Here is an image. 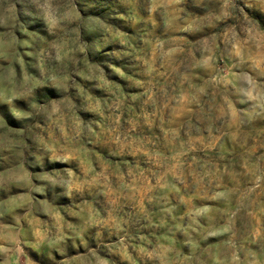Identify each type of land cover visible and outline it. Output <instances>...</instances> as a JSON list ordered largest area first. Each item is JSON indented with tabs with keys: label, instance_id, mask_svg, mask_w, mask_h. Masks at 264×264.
Instances as JSON below:
<instances>
[{
	"label": "clouds",
	"instance_id": "clouds-1",
	"mask_svg": "<svg viewBox=\"0 0 264 264\" xmlns=\"http://www.w3.org/2000/svg\"><path fill=\"white\" fill-rule=\"evenodd\" d=\"M212 2V8L196 16L186 11L188 0H143V8L149 19L159 17L167 34L162 41L166 52L160 56L168 69L165 75L182 79L194 72L203 77V95L215 94L208 109L215 114L214 130L241 148L237 161L241 171H229V178L239 184L243 176L247 182L243 191L225 187L214 193L212 198L226 205L218 211L219 221L208 206L187 212L189 226L170 228L165 242L157 240L147 254L151 264H264V238H257L250 227L237 225L242 212L252 215L248 203L264 187V154L252 151L246 138L242 140L245 129L264 124V23L257 18L264 16V0ZM124 3L119 0V6ZM92 7L86 0H0V106L7 107L8 116L18 125L11 127L0 116V194L5 197L0 199V264H39L25 251L20 220L33 211L49 212L50 201H75L86 195L87 181L77 175L83 162L68 148L42 152L43 142L33 130L75 117L69 139L79 141L91 134L76 115L94 111L85 103L90 97L80 80L103 79V69L93 63L96 56L119 58L107 50L116 45L107 26L108 19L122 18L118 11L102 18L91 13ZM69 39L71 49L66 46ZM153 71L149 67V75ZM190 102L199 107L195 98ZM187 154L180 151L165 158L170 174H177ZM161 187L175 190L168 182ZM17 208L26 209L23 217L17 215ZM162 210L169 216L176 210L167 194ZM8 217L16 223L6 222ZM96 222L98 217L89 216L82 228L69 225L72 237L33 228L36 244L32 247L46 245L51 264H114L113 248L104 239L89 236L85 243L88 227ZM177 232L186 251L177 249ZM65 246L75 252L67 261L58 260L53 252H62Z\"/></svg>",
	"mask_w": 264,
	"mask_h": 264
},
{
	"label": "rangeland",
	"instance_id": "rangeland-1",
	"mask_svg": "<svg viewBox=\"0 0 264 264\" xmlns=\"http://www.w3.org/2000/svg\"><path fill=\"white\" fill-rule=\"evenodd\" d=\"M86 2L93 5L91 13L102 18L115 15V11L122 16L108 19L107 26L116 43L107 50H113L119 58L96 56L93 63L103 69V79L80 80L90 97L85 103L94 111L77 112L76 115L83 119L91 134L79 141L69 139L75 117L33 130L43 142L40 144L42 152L68 148L83 162L77 175L87 181L86 195L75 201H50L49 212L33 211L29 218L21 219L20 224L25 229V251L39 264H51L46 245L32 247L36 244L32 229L50 234L65 232L72 237V229L68 226L82 228L84 220L91 216L93 220L98 217V222L88 227L85 243L89 242V236L104 239L113 248L114 264H151L147 254L152 246L157 240L165 242V237L171 235L170 228H187L189 218L186 214L192 208L211 207L219 221L218 211L226 205L214 200V193L225 187L244 190L245 177L241 176L239 184H235L228 175L229 171H241L237 163L241 148L227 135L215 132V114H210L208 109L216 96L214 93L203 95L202 76L194 72L185 73L182 79L165 75L168 69L161 64L160 56L166 52L162 41L167 34L162 30L159 17L149 19L146 16L143 0H126L121 6L119 0ZM212 7V0H188L186 11L196 16L203 14L202 9ZM257 18L264 23V16L257 15ZM66 46L69 49L74 46L72 39ZM21 55H24L23 50ZM103 61L111 63L113 68ZM78 66L82 68L83 63ZM149 67L155 69L151 75ZM193 98L199 107L190 102ZM0 116L6 117L11 127H18L8 116L7 107L0 106ZM245 138L248 148L264 154V124L245 129L242 140ZM26 140L30 141L31 136H26ZM180 151H186L187 158L173 176L164 161ZM166 182L174 184L175 190L162 188ZM129 185L133 187H127ZM165 194L176 206L171 216L162 210ZM4 198L0 194V199ZM231 207H236L235 198ZM262 209L264 187L251 197L247 211L252 215L242 212L238 227H250L257 238H264ZM25 211L16 209L20 217ZM6 222L15 224L16 220L8 217ZM180 236L177 232V249L186 251ZM70 243L69 240L67 244ZM201 247H205L204 242ZM74 252L70 246H65L62 252H53V255L67 261ZM122 256L129 259L122 260Z\"/></svg>",
	"mask_w": 264,
	"mask_h": 264
}]
</instances>
